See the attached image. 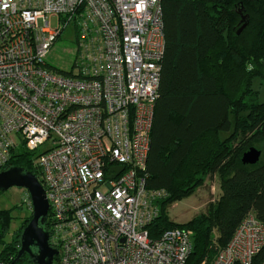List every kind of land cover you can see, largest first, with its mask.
Segmentation results:
<instances>
[{"label":"built area","instance_id":"1","mask_svg":"<svg viewBox=\"0 0 264 264\" xmlns=\"http://www.w3.org/2000/svg\"><path fill=\"white\" fill-rule=\"evenodd\" d=\"M71 24L73 60L57 68L49 57ZM165 47L161 0H0V172L20 151L36 154L53 264H186L192 254V230H148L163 196L147 189V163ZM263 247L251 214L202 264H253Z\"/></svg>","mask_w":264,"mask_h":264},{"label":"trees","instance_id":"2","mask_svg":"<svg viewBox=\"0 0 264 264\" xmlns=\"http://www.w3.org/2000/svg\"><path fill=\"white\" fill-rule=\"evenodd\" d=\"M161 5L166 47L147 189L163 196L155 202L158 213L148 230L153 239L173 228L192 230L194 249L186 264H202L228 246L249 215L264 224V101L253 88L256 79L264 87V0H161ZM242 9L249 25L238 34ZM252 147L262 152L261 160L244 165L243 155ZM36 158L20 151L6 169H26L42 182ZM215 176L218 202L186 224L171 221L168 205L194 195ZM31 218L14 232L0 261L11 264L17 258ZM13 219L11 211L0 210V242ZM263 262L264 247L253 264ZM18 264L30 263L25 257Z\"/></svg>","mask_w":264,"mask_h":264},{"label":"rangeland","instance_id":"3","mask_svg":"<svg viewBox=\"0 0 264 264\" xmlns=\"http://www.w3.org/2000/svg\"><path fill=\"white\" fill-rule=\"evenodd\" d=\"M51 25L53 28L58 27L57 18L51 19ZM240 29L241 27L238 31ZM76 43V28L71 24L63 32L61 39L54 46L52 54L49 57L50 64L57 68L68 69L73 60L72 53L77 46ZM253 88L260 91V99L264 101V87L260 86L258 79L254 80ZM41 151H44V148ZM220 196L219 176H215L214 178L209 177L194 195L168 205V216L171 221L177 224H186L195 217L207 213L209 207L216 204ZM0 210L11 211L14 217L4 236L3 242H0L1 253L6 244L13 240L14 232L20 227V224L32 214L28 194L21 188H11L5 192H0Z\"/></svg>","mask_w":264,"mask_h":264},{"label":"water","instance_id":"4","mask_svg":"<svg viewBox=\"0 0 264 264\" xmlns=\"http://www.w3.org/2000/svg\"><path fill=\"white\" fill-rule=\"evenodd\" d=\"M241 15L243 26L238 31L241 34L249 25L248 15L245 9L238 10ZM262 157V152L252 147L243 155L244 165H257ZM123 169H119L121 172ZM114 178V177H113ZM11 188H21L25 190L30 199L32 218L24 228L19 243L17 258L11 264H18L27 257L30 264H53L59 251L53 249L49 243L50 234L47 228V221L50 212V203L47 192L33 172L20 167H12L0 172V192H5Z\"/></svg>","mask_w":264,"mask_h":264},{"label":"clouds","instance_id":"5","mask_svg":"<svg viewBox=\"0 0 264 264\" xmlns=\"http://www.w3.org/2000/svg\"><path fill=\"white\" fill-rule=\"evenodd\" d=\"M247 67H248V70L251 71L253 68V65L249 64Z\"/></svg>","mask_w":264,"mask_h":264}]
</instances>
